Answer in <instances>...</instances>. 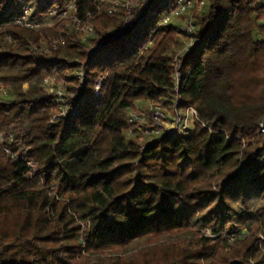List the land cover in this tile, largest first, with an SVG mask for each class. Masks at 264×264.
<instances>
[{"label": "trees", "instance_id": "16d2710c", "mask_svg": "<svg viewBox=\"0 0 264 264\" xmlns=\"http://www.w3.org/2000/svg\"><path fill=\"white\" fill-rule=\"evenodd\" d=\"M159 1L89 56L51 13L73 5L101 36L122 25L102 0H0V134L25 159H0V264H264V7L203 0L194 16L178 108L213 133L130 135L137 102L176 106L183 32L159 27ZM22 4L38 30L11 21ZM46 80L67 84L69 118L52 123Z\"/></svg>", "mask_w": 264, "mask_h": 264}, {"label": "built area", "instance_id": "2783aa9c", "mask_svg": "<svg viewBox=\"0 0 264 264\" xmlns=\"http://www.w3.org/2000/svg\"><path fill=\"white\" fill-rule=\"evenodd\" d=\"M154 0H102V3L108 4L109 14L118 15L122 19V25L117 30H108L107 33L102 34L99 37V41L95 43V47L91 49L89 56L98 52L103 48L108 42L119 41L123 35L125 29L132 28L137 20L143 15V13L150 7ZM259 6L264 7V0H256ZM165 5L167 6V14L160 22L159 27H164L169 25V21L173 17L183 16L189 14L188 26L184 29L183 39L180 49L174 55V66L177 71L176 74V106L172 110V121H170V127L164 126L168 122V115L165 108L157 103L148 102L149 108L146 112L143 111V103L145 101H139L138 105L134 109H130L127 112V122L130 126V135H140V136H159L163 135L165 137H183L189 136L193 133L196 124H200L202 128L213 133L212 129L204 124L198 117V113L194 108L188 107L180 109L178 105L181 103V98L178 96L179 93V82L181 79V74L179 71L180 63L182 57H184L195 45L193 38V33L195 31L194 16L199 15L205 6L203 0H165ZM98 8L97 10H99ZM122 9L121 14L118 10ZM32 10L29 6L22 4L18 10V16L13 18L11 21L14 25L27 29V30H38L40 25L31 18ZM53 19L68 20L71 23V27L78 29L77 32H87L88 34H96L95 28L93 26V15L88 14L85 20L79 19L75 16L74 6L71 5L67 10L57 13L53 11L51 13ZM77 27V28H76ZM75 31V30H74ZM81 41L84 43L86 40L84 34L82 35ZM84 40V41H83ZM44 46L45 44L42 43ZM64 40L59 39L54 42L52 47L55 49L57 46H63ZM34 51L37 50L36 47L33 48ZM46 52L48 50L46 49ZM85 79L84 71L78 74L79 88L83 86ZM43 88L46 90L49 96L54 99L55 104L58 106V116L54 118L52 123H56L62 119H67L70 116L68 99L71 96L68 86L66 83H57L54 80H46L43 84ZM100 83L97 84L96 97L100 93ZM9 91L4 85L0 84V101L9 98ZM191 125L193 127L191 128ZM260 131L264 135V119L260 123ZM13 139L11 138V143ZM3 157H9L15 161H24V157L14 152L11 148L7 147L5 144V139L2 134H0V159ZM31 174L36 173V167L33 162H26Z\"/></svg>", "mask_w": 264, "mask_h": 264}, {"label": "rangeland", "instance_id": "374dc122", "mask_svg": "<svg viewBox=\"0 0 264 264\" xmlns=\"http://www.w3.org/2000/svg\"><path fill=\"white\" fill-rule=\"evenodd\" d=\"M158 8L159 9H164L165 7V0H160L159 3H158ZM123 12L122 9H119L118 10V13L121 14ZM188 19H189V14L188 15H183V16H177V17H173L170 21H169V24L177 27L178 29H180L181 31H183L184 29L187 28L188 26ZM77 28V27H76ZM75 33L78 34V36L80 37V40L82 37V35L84 34L86 40L84 41V43L88 44L91 46V48H94L95 47V43L99 41V35L97 34H94V35H91V34H88L87 32H77L78 29H75ZM96 31V30H95ZM258 38L260 40H264V33H261ZM91 41H94V42H91ZM72 75H75V72H70L69 73V76H72ZM136 105H138V102L136 103ZM143 111L146 112V110L149 108V103L148 102H144L143 105ZM165 108V107H164ZM165 110L167 111V115H168V122L167 124H165L164 126H166L167 128L170 127V121H172L171 117H172V110H168L167 108H165ZM193 127V125H191V128Z\"/></svg>", "mask_w": 264, "mask_h": 264}]
</instances>
